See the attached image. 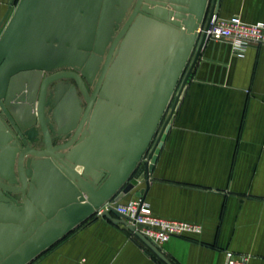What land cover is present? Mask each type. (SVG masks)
Listing matches in <instances>:
<instances>
[{"label": "water", "instance_id": "water-1", "mask_svg": "<svg viewBox=\"0 0 264 264\" xmlns=\"http://www.w3.org/2000/svg\"><path fill=\"white\" fill-rule=\"evenodd\" d=\"M79 1L83 5L80 3L75 18H71L79 43L74 47L69 38L64 37L74 53L90 42L84 27L93 23L96 14L93 0ZM144 1L147 0H136L115 37L106 68L110 67L115 54H124L122 40L140 16L152 17L163 25L165 60L147 70L143 80L134 79L125 66L112 67L111 77L120 89L121 101L105 102L101 100L98 86L90 93L86 84L94 85L85 71L81 74L53 71L64 65L69 51L61 50L63 54L59 59L52 57L53 50L48 54L46 47L43 58L32 55L53 30L46 28L41 29L39 35L32 33L38 22H45L38 20L41 0H19L0 35V226H15L26 237L14 249L0 250V264L30 263L93 217L108 201L121 202L132 193L135 198L145 200L150 175L203 55L207 40L198 29L210 26L219 11L220 0H188L183 4L185 12L178 21L160 19L146 12ZM12 2L5 18L14 7L15 0ZM59 2L65 5L66 0ZM100 6L93 38L96 42L107 0H101ZM80 15H85V20ZM63 22L57 21L59 28ZM105 26L107 28V24ZM56 31L59 34L62 30ZM65 79L75 81V85H68L69 91L61 83ZM77 91L87 107L75 125ZM67 92L69 98L65 100V97L60 105L70 116L60 128L64 141L58 142L48 110L54 106V98H62ZM52 114L60 124L56 111ZM38 143H42L43 148L39 149ZM5 154L7 158L3 159ZM51 160L62 171H58ZM41 170L69 178V181L64 178L62 189L66 201L56 209L40 207L31 200L36 172ZM103 215L114 225H124L127 234L135 235L165 264H172L160 248L123 220L121 214L113 211Z\"/></svg>", "mask_w": 264, "mask_h": 264}, {"label": "crops", "instance_id": "crops-1", "mask_svg": "<svg viewBox=\"0 0 264 264\" xmlns=\"http://www.w3.org/2000/svg\"><path fill=\"white\" fill-rule=\"evenodd\" d=\"M153 1L179 4V0ZM18 2L5 18L13 2L0 0V35ZM60 4L41 0L38 20L45 22H38L32 33L50 28L49 36L56 35ZM235 15L249 23L263 21L264 0H220L217 16ZM147 23L157 30L147 34V46L140 40L129 45L126 39L123 44V64L134 79H144L133 71L137 62H147L149 70L165 60L163 25L152 17ZM147 50L157 54L151 63L145 58ZM39 172L32 201L40 207H60L66 201L64 179ZM133 199L132 193L121 203ZM145 201L157 217L202 228L201 234L174 237L163 245L161 250L172 264H225V251L250 256V264H264V46H251L245 57L237 58L230 56L228 44L206 42L150 175ZM25 237L15 226H0V250L14 249ZM28 264L165 263L123 226L94 215Z\"/></svg>", "mask_w": 264, "mask_h": 264}, {"label": "rangeland", "instance_id": "rangeland-1", "mask_svg": "<svg viewBox=\"0 0 264 264\" xmlns=\"http://www.w3.org/2000/svg\"><path fill=\"white\" fill-rule=\"evenodd\" d=\"M95 3V7L93 8L96 14L93 15L94 21L93 23L89 22L87 27H84L85 34L89 35V40L90 43L87 45L86 43L84 44L85 46L83 47H78V51L75 53L73 52L71 45L68 44L66 41L67 39L64 38L65 36L69 38L70 42L75 46L79 43V38L77 34H75V31L72 28L73 24V19H71L72 14H76L74 11L75 8L80 7V1L79 0H67V5H58L60 9V13H63L65 15V19L63 22L62 27L58 28L59 30H62L64 32H61L56 35H52L50 37H47L45 40V43L43 44L44 47H46V50L48 54H50V51L53 50L55 53L53 56L58 57L57 59L61 58V50H65L64 52L69 51L67 58H65V63L64 65H61L60 67L54 69L53 71L57 72L59 70H64V69H74V70H80L81 66L83 65L84 61L88 57L89 53L92 51L93 46V38L94 34L96 33V30L98 28L97 24L99 22V14H100V3L101 0H93ZM184 0H179V4H169V3H164V2H158V1H153V0H147L144 3L143 9L151 14L158 15L164 19H169V20H175L178 21L180 19V16L185 12V6L183 5L184 3L180 2ZM136 0H117L110 6L109 13H108V19H107V28H106V41L109 43L110 41L115 38V35L119 32V30L122 28L123 24L125 23L126 19L129 17L133 6L135 4ZM82 4V3H81ZM83 5V4H82ZM73 12V13H72ZM85 15H80V18H83L85 20ZM92 18V17H91ZM80 24V23H79ZM147 23V17L145 16H140L132 25V27L129 30V34L127 35L126 39L127 42L126 44H129L132 42H135V40L142 41L143 45L147 46V34L148 33H155L157 30L154 25H148L147 29H141V27ZM83 29V28H82ZM65 34V35H64ZM134 39V40H133ZM129 42V43H128ZM123 47H125L123 45ZM79 52V53H78ZM145 52V58L149 61L148 57L152 56L150 59V63L153 62V58L156 54L153 55V51L147 50ZM38 53H42L39 49V46L33 51V55H37ZM57 53V54H56ZM63 54V53H62ZM55 57V58H56ZM64 59V58H63ZM78 60L80 61V64L77 62ZM146 66V68H145ZM147 67H150V64H147V62H142L135 64L133 67V71L135 74L138 76H143L146 70L148 69ZM72 84L73 82L70 81ZM52 107L48 110V116L51 118V125L53 128V133L54 136L57 137L58 142L64 141L62 139V129L63 128V122L66 121V119L70 116V113L68 110H62L61 112V117H60V124L55 120L52 114ZM37 147L39 149L43 148L42 143H38ZM147 155L144 156V159H146Z\"/></svg>", "mask_w": 264, "mask_h": 264}, {"label": "built area", "instance_id": "built-area-1", "mask_svg": "<svg viewBox=\"0 0 264 264\" xmlns=\"http://www.w3.org/2000/svg\"><path fill=\"white\" fill-rule=\"evenodd\" d=\"M198 33L205 34L207 42L228 44L231 57L243 58L249 47L264 46V20L249 23L238 15L228 19L215 15L210 26L201 27ZM113 211L121 214L123 220L135 226L136 230L142 233L151 244L160 249L174 237L202 232L200 226L157 217L150 205L141 198H135L128 203L108 201L95 215L104 217V212L112 214ZM250 260L251 257L248 255L225 251V264H250Z\"/></svg>", "mask_w": 264, "mask_h": 264}, {"label": "flooded vegetation", "instance_id": "flooded-vegetation-1", "mask_svg": "<svg viewBox=\"0 0 264 264\" xmlns=\"http://www.w3.org/2000/svg\"><path fill=\"white\" fill-rule=\"evenodd\" d=\"M116 1L117 0H107V6H106V9H105V13H104L103 24H102V27H101V31L99 33V39H97V42H96V39L95 40L93 39V42H92L93 49L89 53V55L86 58V60L84 61V63L81 66L80 70L77 71V70H74V69H64V70L57 71V72H60V71H76L79 74H81L82 71H85L87 73V75H88V79H90V81H92V83L94 85L93 87H90L89 84H86V86H88V89H89L90 93L93 92V89H95L98 86L99 88H101V93H102V96H101L102 99L101 100L105 101V102H108V100H114V101H117V102L121 101V96L119 95V90L120 89L116 86V80L111 77V73H112L111 71H112V67L113 68L115 67L116 69H119V68L124 66V64H123L124 54H122V53L120 55L119 54H115L113 59H112V61H111L110 67L106 68V64H107V61H108V58H109V54H110V49L112 47V44H113V41H114L115 38L112 40V42L110 41L109 43H107V41H106L107 40L106 39V33H105L106 32V26L105 25H106V20L108 19L107 17H108L110 6H112V4L114 2H116ZM60 10H62V9H60ZM61 15H62V19L61 20H64L65 19V15L63 13ZM71 18H75V14L74 13L72 14ZM61 32H64V31H61ZM61 32H58V33H61ZM117 34L115 35V37L117 36ZM125 42H126V38H124L122 40V43L125 44ZM89 43H87V45H89ZM75 46H77V45H75ZM154 53L155 52L153 51V54ZM35 57L43 58V53H41V54L38 53ZM151 57L152 56L148 57L149 61H150ZM80 61L81 60H78L77 62L80 64ZM70 81H72L73 83L71 84ZM61 83H63L62 85H64V87L67 86L66 87L67 88L66 91H69V89H70L68 87V85H75V81L68 80V79L62 80ZM77 93H78V97H79L77 99H79V102L76 105V107H74L77 110V115L75 116V119H74L75 125L78 123L80 117L83 114V111L87 107L86 101L83 98V96L81 95V93H79V91H77ZM64 98H65V100L69 98V93L68 92L63 94L62 98H57V99L54 98L53 99V105L54 106H52V108H53L52 111L53 112L56 111L58 119L61 117V115H60L61 111L65 108V107L63 108V106L60 105L63 102ZM69 129H70V127H69ZM6 158H7V155L5 154V156H3V159H6ZM53 165L57 168V170L59 169L58 171H62V169H60L58 167V164L56 162H54ZM48 172H50V171H48ZM39 173H40L39 171L36 172V180H37V178L40 177ZM50 173H52V175H55V176L61 178V176L56 175L55 172H50ZM33 188H34V185H33Z\"/></svg>", "mask_w": 264, "mask_h": 264}, {"label": "bare ground", "instance_id": "bare-ground-1", "mask_svg": "<svg viewBox=\"0 0 264 264\" xmlns=\"http://www.w3.org/2000/svg\"><path fill=\"white\" fill-rule=\"evenodd\" d=\"M144 3H145V1H144ZM199 30H200V29H198V31H199ZM51 159H53V158H51ZM54 162H55V161L51 160V163H52V164H54ZM62 174H64V173H62ZM62 178H63V177H62ZM64 178L67 179V180L69 179V178H66L65 176H64ZM64 178H63V179H64ZM64 181H65V180H64ZM68 181H69V180H68Z\"/></svg>", "mask_w": 264, "mask_h": 264}]
</instances>
